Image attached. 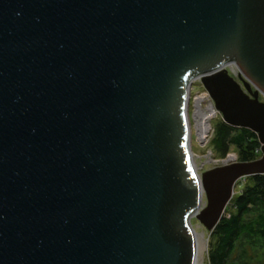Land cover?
Here are the masks:
<instances>
[{"label":"water","instance_id":"95a60500","mask_svg":"<svg viewBox=\"0 0 264 264\" xmlns=\"http://www.w3.org/2000/svg\"><path fill=\"white\" fill-rule=\"evenodd\" d=\"M197 79L259 158L198 173ZM260 98L264 0H0V264H196L264 175Z\"/></svg>","mask_w":264,"mask_h":264},{"label":"trees","instance_id":"16d2710c","mask_svg":"<svg viewBox=\"0 0 264 264\" xmlns=\"http://www.w3.org/2000/svg\"><path fill=\"white\" fill-rule=\"evenodd\" d=\"M210 142L214 156L226 158L234 150L237 161L260 157L257 134L247 128L233 127L222 119L212 125ZM237 183L239 191L226 208L224 216L211 231L210 264H264V175L245 177Z\"/></svg>","mask_w":264,"mask_h":264},{"label":"rangeland","instance_id":"374dc122","mask_svg":"<svg viewBox=\"0 0 264 264\" xmlns=\"http://www.w3.org/2000/svg\"><path fill=\"white\" fill-rule=\"evenodd\" d=\"M229 71L231 73H233L234 75L238 74L237 68L234 65H231L229 67ZM200 86V83L194 82V91ZM194 95V93H192V96ZM262 99V98H260ZM264 100V99H262ZM189 112L192 113V101L190 103V109ZM218 117H214L211 120V133H210V138L208 140V142L206 144H202L199 141L196 140V135L195 130L192 131V141H191V149H192V157H193V161H194V165L196 167V170L198 171V173L200 174L202 171L210 169L212 167H215L217 165H220L226 158H228L229 155H234V159L232 160H236V154L234 150H230L227 157L226 158H220V157H215L214 153H212L211 151V146H210V142H211V138H212V132H213V128L212 125L215 121H217L218 119H221V116L218 114ZM242 185H244L245 183H247V179L243 178L241 180ZM238 185V184H237ZM235 194L236 192H238L239 189V185L235 187ZM205 200V197H204ZM191 224L194 228V230L199 233L202 234V245L199 247L200 249V253L197 256V264H210L209 263V258H208V250L210 248V244L215 241L214 236H212L211 232H209L208 230H206V228L200 223L198 222V220L196 218H192L191 220Z\"/></svg>","mask_w":264,"mask_h":264},{"label":"built area","instance_id":"2783aa9c","mask_svg":"<svg viewBox=\"0 0 264 264\" xmlns=\"http://www.w3.org/2000/svg\"><path fill=\"white\" fill-rule=\"evenodd\" d=\"M233 74V73H232ZM234 75V74H233ZM236 77V75H234ZM237 78V77H236ZM199 82L200 86L194 91L193 88L194 87V82ZM192 93H194V95L192 96ZM192 101V113L189 112L190 109V103ZM207 107L212 108V111L214 112V116H212L209 120H208V128H207V132L204 135V139L202 140L199 136V134L197 133L198 129H199V124H197L195 118H194V113L196 112L197 108L203 110ZM219 114V112L215 109L213 100L211 99L209 93L206 91V89L203 87V85L201 84L200 80H194L191 84L190 87V94H189V102H188V117H189V123H190V132H191V137H192V131L195 130V135H196V140L199 141L202 144H206L210 138V133L212 131L211 129V120L215 117H218L217 115ZM220 115V114H219ZM192 141V139H191Z\"/></svg>","mask_w":264,"mask_h":264},{"label":"bare ground","instance_id":"6f19581e","mask_svg":"<svg viewBox=\"0 0 264 264\" xmlns=\"http://www.w3.org/2000/svg\"><path fill=\"white\" fill-rule=\"evenodd\" d=\"M202 109V108H201ZM199 108H197L196 112L194 113V118L197 122V124H199V129L197 131V133L199 134L200 138L203 140L204 139V135L206 134L207 132V128H208V120L214 116V112L212 111V108L210 107H207L203 110H201ZM235 156L234 155H229L228 156V159H233ZM238 186V185H236ZM236 190V188H235ZM195 236H196V252H197V255H196V264H197V256L199 255L200 253V249L199 247L202 245V234H199L195 231Z\"/></svg>","mask_w":264,"mask_h":264},{"label":"flooded vegetation","instance_id":"af4514ba","mask_svg":"<svg viewBox=\"0 0 264 264\" xmlns=\"http://www.w3.org/2000/svg\"><path fill=\"white\" fill-rule=\"evenodd\" d=\"M263 99V98H262Z\"/></svg>","mask_w":264,"mask_h":264}]
</instances>
